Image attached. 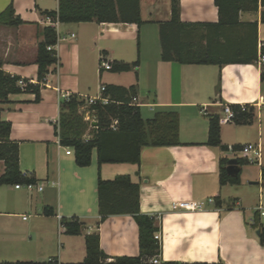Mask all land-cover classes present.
Returning a JSON list of instances; mask_svg holds the SVG:
<instances>
[{"label":"crops","instance_id":"0c3cea01","mask_svg":"<svg viewBox=\"0 0 264 264\" xmlns=\"http://www.w3.org/2000/svg\"><path fill=\"white\" fill-rule=\"evenodd\" d=\"M12 2L24 24L0 25L2 70L37 85L38 46L44 39V28L52 27L47 13L58 11L59 0H0V14ZM180 4L184 23L219 21L214 0H180ZM140 6V27L124 23H59L55 46L58 62L49 68L42 84L41 102L35 103L31 91H23L11 94L8 103L0 104L1 119L12 125L11 141L19 143L20 170L44 187L34 196L27 189L21 193L23 185L19 189L16 185L0 186V263L83 262L85 236L97 231L100 221L99 178L113 180L128 175L140 187L142 213L154 217L161 234V262L264 264L259 230L264 229V217L257 210L260 202L264 205L263 65L257 62L219 67L164 62L159 31L161 23L171 21V0H140ZM262 10L260 7L257 13L241 14L243 22H259V46L264 43ZM103 60L139 64L129 73L114 72L101 69ZM107 85L136 86L132 105L141 108L144 119L153 118L157 112L176 111L181 144L144 147L140 165L99 166L94 152L89 167H78L74 150L62 146L56 134L62 104L78 96L85 103L81 108L85 118L90 120L92 116L96 126V116L88 110V103L90 98L109 99L101 90ZM225 105L255 109L250 125L228 124L234 128L228 134L223 130L227 125H220L221 144L227 150L207 144L210 119L223 117ZM255 140L262 146L256 175H245L240 165V183L221 185L220 163L232 158L229 147L256 144ZM5 170L0 161V175ZM209 199L215 203L203 210L173 209L174 203ZM45 208H53L55 215L46 216ZM256 213L258 221L254 219ZM74 217L84 224L79 236L67 235L60 227L59 218ZM255 221L259 228L254 226ZM98 232L101 250L110 260L139 255V227L132 216H110L100 224ZM34 252L42 255V260L28 258Z\"/></svg>","mask_w":264,"mask_h":264},{"label":"trees","instance_id":"16d2710c","mask_svg":"<svg viewBox=\"0 0 264 264\" xmlns=\"http://www.w3.org/2000/svg\"><path fill=\"white\" fill-rule=\"evenodd\" d=\"M218 8L217 23H184L181 21L180 0H171L172 18L170 22L160 24V44L162 60L177 62L181 65L225 66L229 64H256L259 56H264V43L259 46V22H243L242 13H257L264 8V0H214ZM59 23H124L143 24L140 0H59V9L47 13ZM261 23L264 24V10L261 11ZM24 24L16 15L14 3L0 14V25L18 27ZM44 39L39 43L37 64L39 66V84L12 76L2 70L0 63V104L9 102L11 94L31 91L35 94V103L41 102L42 84L49 73V68L58 62L55 47L58 42L56 28L43 30ZM134 64L112 63L114 72H129L138 67ZM264 84V65L261 72ZM219 90V89H218ZM105 95L110 102L107 105L97 103L88 110L96 116L97 125L93 126L90 137H86L89 123L81 108L85 106L78 96H72L62 104L56 134L60 144L74 150L75 163L85 168L92 164L93 153L97 154L99 166L103 164H141V153L144 147H172L180 145L179 114L176 111L157 112L151 119H144L141 108L132 105V98L137 95L136 86L130 88L107 85ZM235 112L240 106H231ZM255 109L247 106L236 117L237 125H250L254 122ZM118 122L117 130L111 126ZM10 122L1 119L0 110V161L4 162L5 173L0 175V186L36 184L34 177H27L20 170L19 143L11 141ZM207 144L221 147V126L218 116H212L209 122ZM243 166V159H238ZM227 159L220 163L221 185L240 183V173L231 177L227 172ZM264 174V169H263ZM98 200L100 221L97 231L85 236L86 258L75 264H105L109 257L101 250L99 226L110 216L130 215L139 227V255L137 257H117L112 264H154L153 258L161 254L162 247L155 234L159 232L154 217L141 211L140 187L131 181L130 176L121 175L113 180L98 181ZM220 206V203L217 204ZM46 216L55 215L53 208H45ZM254 219L258 221L257 213ZM254 226L257 228V222ZM65 234L79 236L84 224L76 217L62 220ZM260 230V243L264 246V229ZM0 264H46L35 262H3ZM159 264H181L161 262Z\"/></svg>","mask_w":264,"mask_h":264},{"label":"built area","instance_id":"2783aa9c","mask_svg":"<svg viewBox=\"0 0 264 264\" xmlns=\"http://www.w3.org/2000/svg\"><path fill=\"white\" fill-rule=\"evenodd\" d=\"M47 21L50 23V25L54 28H57L59 22L56 21L54 18L52 17H47ZM72 37H75V35H72ZM55 47L50 46L48 47V50H53ZM258 65H264V56L260 55L259 56V60H258ZM101 69H105V70H112V63L109 61H102L100 64ZM101 90L104 92L106 90V87H102ZM135 100V99H134ZM102 103L103 105H107L110 102V99L106 98V97H97V98H90L89 100V105H96L97 103ZM247 105H241V111L239 112H243L246 110ZM239 112H235L231 105H225L224 106V116L219 118V123L220 125H228V124H235L236 122V117L239 114ZM117 126H118V122L114 121L113 125L111 126V128L116 131L117 130ZM228 152L231 155V159H245L249 164H260L262 161V146L260 144H247L244 146H241L239 148L236 147H229ZM240 156V157H239ZM22 185H16V188L19 189L21 188ZM24 188H27V190L29 191H33L34 189H36L38 192H42L44 190L43 186L40 185H36V184H26L23 185ZM262 198V197H261ZM215 200L214 199H209L206 202H198V201H183V202H179V203H174L173 204V209L174 210H178V209H184L186 211H199V210H203L206 208V206L208 204H214ZM257 210L260 212L261 216L264 217V205L262 202L259 203V205L257 206ZM60 222L62 221L59 218ZM61 229L62 228L61 224H60ZM155 239L159 241V243L161 244V234L160 232H157L155 234ZM161 257L160 255L156 256L155 258H153L151 260V262H153L154 264H159ZM113 260L108 259L105 264H112Z\"/></svg>","mask_w":264,"mask_h":264},{"label":"rangeland","instance_id":"374dc122","mask_svg":"<svg viewBox=\"0 0 264 264\" xmlns=\"http://www.w3.org/2000/svg\"><path fill=\"white\" fill-rule=\"evenodd\" d=\"M129 72H131V71H129ZM129 72H125V73H129ZM88 105V104H87ZM84 112V110H81V113H83ZM88 114V113H87ZM88 118L89 117H87V118H85V120L89 123V129H88V131H87V135H86V137H90V132H91V130L93 129V124H94V121H93V117L91 116L90 117V120H88ZM234 128H233V125H227V126H225V127H223V130H224V132L226 133V134H228L229 132H231L232 130H233ZM256 144L258 143V140H255L254 141ZM240 157V156H239ZM263 158H264V148H263ZM241 159V158H240ZM243 161L245 162V164L243 165V173H247V174H245V175H250V176H255L256 175V173H257V171L259 170V166H258V164H254V165H249L248 164V162L245 160V159H243ZM27 188H24L23 189V191L21 192V193H25V191H27L26 190ZM32 192V194H34V196H36L35 194H36V189H34L33 191H31ZM258 196V195H257ZM256 196V197H257ZM257 204H258V197H257ZM259 205V204H258ZM30 221L32 220V219H29ZM28 224H29V222H28ZM51 230H53L54 231V228L52 229L51 228ZM34 239V241H36V236H34L33 237ZM29 257L28 258H31V260H36V261H40V260H42V259H40V258H42L41 256L42 255H40V254H38V253H31L30 255H28Z\"/></svg>","mask_w":264,"mask_h":264},{"label":"water","instance_id":"95a60500","mask_svg":"<svg viewBox=\"0 0 264 264\" xmlns=\"http://www.w3.org/2000/svg\"><path fill=\"white\" fill-rule=\"evenodd\" d=\"M227 172L232 177L238 176L240 172V164L238 159H230L228 161Z\"/></svg>","mask_w":264,"mask_h":264}]
</instances>
